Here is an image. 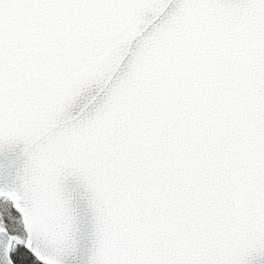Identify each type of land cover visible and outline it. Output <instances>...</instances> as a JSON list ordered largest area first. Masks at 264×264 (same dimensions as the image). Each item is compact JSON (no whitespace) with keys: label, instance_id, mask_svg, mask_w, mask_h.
Instances as JSON below:
<instances>
[{"label":"snow or ice","instance_id":"1","mask_svg":"<svg viewBox=\"0 0 264 264\" xmlns=\"http://www.w3.org/2000/svg\"><path fill=\"white\" fill-rule=\"evenodd\" d=\"M5 153L0 264H264V0H0Z\"/></svg>","mask_w":264,"mask_h":264},{"label":"water","instance_id":"2","mask_svg":"<svg viewBox=\"0 0 264 264\" xmlns=\"http://www.w3.org/2000/svg\"><path fill=\"white\" fill-rule=\"evenodd\" d=\"M97 85H89L87 88L82 90L77 94L76 97L73 98L69 108L66 110L67 113H71V111L78 109L81 105H86L88 103V97L91 94L94 87ZM16 162V156L14 153H5L3 156H0V168H3L5 171L9 170L13 167Z\"/></svg>","mask_w":264,"mask_h":264}]
</instances>
